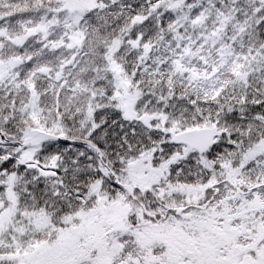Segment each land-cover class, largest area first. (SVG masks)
Returning a JSON list of instances; mask_svg holds the SVG:
<instances>
[{
	"label": "snow or ice",
	"instance_id": "obj_1",
	"mask_svg": "<svg viewBox=\"0 0 264 264\" xmlns=\"http://www.w3.org/2000/svg\"><path fill=\"white\" fill-rule=\"evenodd\" d=\"M0 264H264V0H0Z\"/></svg>",
	"mask_w": 264,
	"mask_h": 264
}]
</instances>
